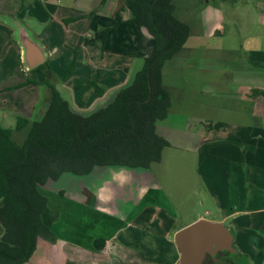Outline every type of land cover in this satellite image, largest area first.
<instances>
[{
  "label": "crops",
  "instance_id": "0c3cea01",
  "mask_svg": "<svg viewBox=\"0 0 264 264\" xmlns=\"http://www.w3.org/2000/svg\"><path fill=\"white\" fill-rule=\"evenodd\" d=\"M45 1L0 0V36L2 39V45L0 42V64H7L5 56L9 50H12L10 61L13 63L11 65H15V68L17 57L19 60L25 61L28 69L42 64L45 54L41 47L43 45L38 39L43 38V33H49L51 29L68 27L71 23L69 22L70 18L82 17L84 19L88 15H93L89 21V28L86 26V31H93L97 38H86L85 42L88 45H98L100 51H106L110 47L114 50H108V52L119 53L120 56L130 55L132 57L131 61L135 59L136 52L134 49L140 45L142 38L149 35L143 27L127 24L125 20L129 17V14H126L127 12L124 10L122 12L123 21L116 28L107 30L106 39L100 46L98 43L100 37L105 28L113 25L114 15L110 17L99 13H91L93 12L94 3L89 4L92 0H57L59 2L57 4H46ZM107 2L108 0H105L103 6ZM183 8L187 10L186 5ZM175 10L181 12L177 5ZM96 17H100L101 20L96 19ZM116 37L118 38L111 42ZM186 42L184 48L176 56L166 61L162 68L163 83L170 93L171 105L167 116L157 122V131L168 140L169 146L187 143L195 148L197 144L203 145L220 139L209 136L211 134L209 122L223 123L224 119L231 117L229 114L243 112V107H234V100H237L238 105L236 106H240L242 100L246 102L249 98L247 91L256 89V87L249 86L248 90L242 89L243 83L240 76H243V74L240 71L238 74L237 70L232 72L231 69H226V71L231 74L232 80L236 83L235 90H230L232 85L225 87L223 80L213 82L212 80L205 81L202 77L199 78L197 74L192 72L193 64L217 65L212 59H210L211 61H204L203 54L199 60L191 55L182 56L181 52H185L189 48L192 51L197 48L187 46ZM28 43L36 46L43 55V61L34 67H30L26 60V45ZM125 46H128V48ZM57 47V45H54L55 49ZM202 49L204 48L202 47ZM205 49L209 48L205 47ZM209 53L211 54V50ZM145 56L147 55H144L143 58ZM129 68L124 67L125 74L129 73ZM219 70L221 71L219 78H221L225 75V69L219 68ZM92 80L102 84L99 79L93 77ZM131 80L125 79L123 82L110 87L102 84L106 86V90L102 96L96 99L104 98L106 94L114 90L108 99L110 101L117 91L130 83ZM206 85L211 86L213 89L204 88ZM14 86L16 84L4 82L0 85V93L17 91L16 93L23 95L25 92H32L30 86L18 89ZM217 88L221 91H217ZM222 90H230V92ZM199 96L223 98L225 105L220 106L210 102L208 104L204 101L205 99L199 105L197 103L198 99H196ZM15 100L13 101L14 105L16 104ZM225 100L230 102H225ZM3 101L0 102L3 103ZM32 104H37V101H33ZM243 115L245 114L243 113ZM180 118L182 123H178ZM250 122L247 124L252 126L254 135L249 137H259L262 144L255 142L242 147L237 146L236 148L240 153L242 149L240 161L235 157L230 158L227 156L225 159L227 162L223 164L224 170L217 173H222L223 186L229 188V200L233 198V190L235 192L246 191V188L250 187L252 189H262V191H258L257 196L255 192L250 201L255 204L253 206L254 210H263L264 212V121L254 123L252 120ZM232 144H236V142ZM199 154L198 162H201V164L206 161V156H210L209 151L206 149ZM113 167L95 166L89 174L83 175L88 178L87 183L77 184L76 188L84 195V199H82V196L80 197L69 191L70 187L67 181L71 180L74 183L78 180L73 176H65L67 173L56 180V182L63 181L56 188V191L47 190L45 192L41 189L42 194L48 200L49 208L58 212L56 221L51 225L56 240L50 242L38 238L35 251L29 260L23 264H177L179 250L174 241V233L200 219L223 224L231 231L233 245L236 249L238 248L234 243L236 241H238V246L245 248L247 243H242L244 239L252 242L260 238V231L258 232V230L264 228V219L261 220L262 217L258 214L252 215L253 219L251 220H245V216L240 217V212L246 209L236 203L238 200H236V196L233 200L235 203L228 210L229 213L217 205L222 216L220 219H211L206 216L209 214L207 211L199 209L190 221L176 226L175 211L169 207L166 201L161 200V186L153 173L149 171V167L127 168L132 173V181L123 187L116 185L113 188L114 197L111 200L120 199L119 202L124 204L123 209L119 208L121 205H118L116 200L113 203L111 200L102 201L98 198L97 193L101 191V183L107 182L108 171ZM225 168H227L226 171ZM138 178H142L143 182L134 187V181ZM100 179H102V182L97 184ZM125 187L129 190L128 193H124L122 190ZM210 192L209 189V194ZM246 198L249 199V197ZM227 218H231L230 224L233 227L226 226L223 223ZM154 239L161 245L162 251L158 247L155 250ZM249 245L251 246V243Z\"/></svg>",
  "mask_w": 264,
  "mask_h": 264
},
{
  "label": "rangeland",
  "instance_id": "374dc122",
  "mask_svg": "<svg viewBox=\"0 0 264 264\" xmlns=\"http://www.w3.org/2000/svg\"><path fill=\"white\" fill-rule=\"evenodd\" d=\"M45 3L57 4L59 2L57 0H46ZM93 3V12L91 13L111 17L123 8L126 10V14H129L128 10L124 8V0H108L105 6H103L104 2L101 3V0H92L89 5ZM172 3L175 7L177 5L181 9L179 10L181 12L174 10L175 16L189 26V37L186 45L197 47L193 51L189 48L180 54L182 56L191 55L196 60H199L203 54L204 61H211L210 59H212L216 63L215 65L219 66L193 64V74H197L199 78L202 77L205 81L220 82L223 80L225 87L232 85L230 90H235L236 83L226 69H231L232 72L237 70L238 74L239 71L243 74V76L239 75L243 83L242 89L248 90L249 86L256 87V89L246 90L249 98L246 102L242 100L240 106H236L238 103L237 100H234V107H243V112L229 114L231 117L224 119L223 123L209 122V128L211 129L209 136L220 139L203 145L197 144L195 148L187 143L165 147L160 161L150 164L149 171L153 173L161 186V200L166 201L169 207L175 211L176 226L190 221L199 209L207 211L209 214L206 216L211 219H220L222 216L217 205L229 213L228 210L235 203L233 202L235 196L236 200L238 199L236 203L246 209L240 212V217L245 216V220H251L253 219L252 215L258 214L263 220V210H254L253 206L255 204L250 201L251 196L255 192L257 196L258 191H262V189L258 190L250 187L246 188V191L235 192L233 190V198L229 200V188L223 186L222 173L217 172L224 170L223 164L227 162L225 160L227 156L230 158L235 157L240 161L242 149L240 153L236 148L237 146L242 147L255 142L262 144L259 137H249L254 135V130L247 123L252 120L254 123L264 121V96L257 93V90L264 92V0H172ZM185 5L187 10L183 8ZM92 16L88 15L84 19L82 17L72 18L68 27L51 29L49 33H43L44 37L39 38L38 41L42 43L43 46L41 47L45 54L42 63L45 62L47 66L45 65L38 72L28 69L25 61L19 60L18 57L15 68V65H11L13 62L10 61L12 50L7 52L5 56L7 64H0V85L4 82L17 85L26 78L35 80L37 84L29 83L23 86L32 87V92H25L23 95L16 93L17 91H3L4 93H0V101L4 100L3 103L0 102V124L2 126L13 127L17 115L24 116L29 120H35L42 116L50 99V89L44 83L45 81L54 84L58 88L62 97L73 110L88 114L106 103L114 91H110L104 98L96 99L95 93L90 88L93 77L99 79L102 84L108 87L123 82L125 79L131 80L135 71L140 68L143 56L150 53L152 38L147 35V37L141 39L138 49L136 48L137 51L134 49L136 55L133 61H131L132 57L130 55H126V57L118 55L119 53L108 52V50H114L109 46L106 51H100L98 45H88L85 42L86 38H97L93 31H86V26L89 28V21ZM96 19L101 20L100 17H96ZM117 38L111 40V42H114ZM1 40L0 36V42ZM54 45L58 46L57 49L54 48ZM205 47L209 49L206 50ZM210 50L213 56L209 53ZM73 57L75 64L72 74L64 79L63 77L67 72L64 65L68 59ZM125 66L130 67L128 74L124 72ZM219 68L225 69V75L221 78H219L221 74ZM40 84L43 86L39 87ZM204 88L213 89L209 85ZM230 90L222 91L230 92ZM217 91L221 90L217 88ZM9 99L10 102L8 103ZM14 99H16L15 105L13 103ZM196 99H198L197 103L199 105L204 99L208 104L225 105L223 98L199 96ZM33 101H37V104H32ZM225 102L230 101L225 100ZM181 120L180 118L178 123H182ZM27 132L28 127L20 131H13L12 139L17 143H22ZM235 142L236 144H232ZM205 149L209 151L210 156H206V161L201 164V162H198V155ZM226 170L227 168H225ZM65 176H73L78 180L74 183L71 180L67 181L70 187L69 191L80 197L82 196V199H84V195L76 188V185L86 184L88 178L72 175L71 173H67ZM101 182L102 179L98 180L97 184ZM142 182L143 179L138 178L134 181V187ZM62 183L63 181L48 180L40 188L45 192L47 190L56 191V188ZM112 187L114 188L116 185H112ZM122 190L124 193L129 192L127 187ZM246 197H249V199ZM115 200L118 205H121L119 208L123 209L124 204L119 202L120 199ZM115 200H111V202L113 203ZM230 220L231 218H227L223 223L226 226H231ZM263 230L264 228L258 230V232L260 231L259 239L252 242L244 239L242 243H247L245 248L238 246V241L234 242L238 247V251L246 256L247 264H264ZM1 233L2 227L0 225V235ZM249 243H251V246ZM158 244V241L154 239L155 250L158 247L162 251L161 245Z\"/></svg>",
  "mask_w": 264,
  "mask_h": 264
},
{
  "label": "trees",
  "instance_id": "16d2710c",
  "mask_svg": "<svg viewBox=\"0 0 264 264\" xmlns=\"http://www.w3.org/2000/svg\"><path fill=\"white\" fill-rule=\"evenodd\" d=\"M124 8L129 12L125 22L143 27L152 38L151 51L130 83L104 106L82 114L69 106L54 84L45 81L50 99L40 118L17 115L13 127L0 124V264H23L35 251L38 238L56 240L51 225L58 212L49 208L40 188L48 180L65 173L87 175L95 166L148 168L160 161L169 146L157 131V122L167 116L171 105L162 68L184 48L189 26L175 16L172 0H124ZM123 10L104 29L100 46L107 30L123 21ZM74 64V57L68 59L64 79L72 74ZM45 65L31 69L38 72ZM29 83L37 84L26 78L14 88ZM90 88L96 97L106 90L96 80ZM257 93L264 96L260 90ZM26 127L24 141H14L12 132ZM222 259L224 263L214 264H247L246 256L238 251Z\"/></svg>",
  "mask_w": 264,
  "mask_h": 264
},
{
  "label": "water",
  "instance_id": "95a60500",
  "mask_svg": "<svg viewBox=\"0 0 264 264\" xmlns=\"http://www.w3.org/2000/svg\"><path fill=\"white\" fill-rule=\"evenodd\" d=\"M26 60L30 67L43 61V55L31 43L26 45ZM179 250L177 264H214L223 262L222 257L235 255L233 235L223 224L208 220H196L174 233Z\"/></svg>",
  "mask_w": 264,
  "mask_h": 264
},
{
  "label": "clouds",
  "instance_id": "9594fccd",
  "mask_svg": "<svg viewBox=\"0 0 264 264\" xmlns=\"http://www.w3.org/2000/svg\"><path fill=\"white\" fill-rule=\"evenodd\" d=\"M133 179L132 173L125 167L114 166L108 171L107 182L101 183V191H98V198L102 201L111 200L114 197L112 185L123 187L129 184Z\"/></svg>",
  "mask_w": 264,
  "mask_h": 264
}]
</instances>
